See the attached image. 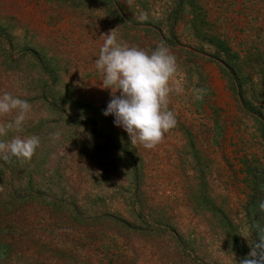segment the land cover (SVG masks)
Here are the masks:
<instances>
[{
	"label": "rangeland",
	"instance_id": "374dc122",
	"mask_svg": "<svg viewBox=\"0 0 264 264\" xmlns=\"http://www.w3.org/2000/svg\"><path fill=\"white\" fill-rule=\"evenodd\" d=\"M112 30L176 58V123L154 149L103 114L95 60ZM3 91L32 111L0 139L40 143L30 161L0 159V264L251 258L264 235V0H0Z\"/></svg>",
	"mask_w": 264,
	"mask_h": 264
},
{
	"label": "clouds",
	"instance_id": "9594fccd",
	"mask_svg": "<svg viewBox=\"0 0 264 264\" xmlns=\"http://www.w3.org/2000/svg\"><path fill=\"white\" fill-rule=\"evenodd\" d=\"M103 37L95 68L102 77L101 87L110 89L112 97L103 114L114 115V124L128 133L132 145L154 149L176 123L167 107L170 94L182 91L179 85L173 88L178 71L176 58L164 45H158L150 54L130 47L118 41L113 30ZM31 111L28 101L7 91L0 93V137L21 132ZM39 143L36 136L0 139V159L30 161ZM260 209L264 211V203ZM250 247L251 258L240 264H264V235L259 233V243L250 241Z\"/></svg>",
	"mask_w": 264,
	"mask_h": 264
},
{
	"label": "trees",
	"instance_id": "16d2710c",
	"mask_svg": "<svg viewBox=\"0 0 264 264\" xmlns=\"http://www.w3.org/2000/svg\"><path fill=\"white\" fill-rule=\"evenodd\" d=\"M228 55V54H227ZM231 71L234 73V76H236V74H237V72L235 71V69L233 68V69H231ZM239 92H240V94H244V91H242V90H240L239 89ZM251 108H253V109H255L254 107H251ZM263 123V122H262ZM264 124V123H263ZM18 178H20V177H16L15 179H18ZM19 190H23L24 189V187H23V189H22V187L19 185V187H17ZM31 194V192L29 191V192H27L26 193V195H30Z\"/></svg>",
	"mask_w": 264,
	"mask_h": 264
}]
</instances>
